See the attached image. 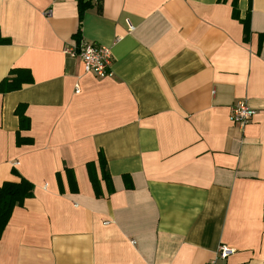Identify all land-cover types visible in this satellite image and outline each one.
<instances>
[{
    "label": "crops",
    "instance_id": "crops-1",
    "mask_svg": "<svg viewBox=\"0 0 264 264\" xmlns=\"http://www.w3.org/2000/svg\"><path fill=\"white\" fill-rule=\"evenodd\" d=\"M79 16L77 0H0V81L29 78L0 92V185L33 184L0 264H208L221 245L216 264H264V0H91ZM83 40L110 47L109 75L63 51Z\"/></svg>",
    "mask_w": 264,
    "mask_h": 264
},
{
    "label": "trees",
    "instance_id": "trees-1",
    "mask_svg": "<svg viewBox=\"0 0 264 264\" xmlns=\"http://www.w3.org/2000/svg\"><path fill=\"white\" fill-rule=\"evenodd\" d=\"M100 2V0H98ZM91 3V0H77L78 10H79V18L81 19L82 13L86 7H88ZM233 5V13L235 9V2H232ZM8 38H3L0 36V44L8 43ZM15 70H13L14 72ZM29 78H25L21 75L20 71L14 77L9 79L8 77L3 78L0 81V92H7L11 90H15L20 88L24 83H28ZM24 105H20L16 109V113L19 117L20 126L23 128L29 127V120L24 114ZM30 139L17 138V144L20 143H28ZM99 162L103 169V177L106 179V164L102 153H99ZM92 183L95 190V194L99 195L100 191L96 184L95 178L92 177ZM33 195V184L27 180L26 178L19 176L18 181L7 180L3 181L0 185V234L5 228L12 210L15 206H21L25 199L32 197Z\"/></svg>",
    "mask_w": 264,
    "mask_h": 264
},
{
    "label": "built area",
    "instance_id": "built-area-1",
    "mask_svg": "<svg viewBox=\"0 0 264 264\" xmlns=\"http://www.w3.org/2000/svg\"><path fill=\"white\" fill-rule=\"evenodd\" d=\"M63 51L70 56H77L85 73H91L97 77H105L110 74L112 53L109 46L83 40L78 44H67ZM76 92H78V88H76ZM254 114L253 108L245 101L240 100L230 106L229 120L239 128H243ZM232 252L230 247L221 245L217 249L215 258L210 260L208 264H216L217 259L225 258Z\"/></svg>",
    "mask_w": 264,
    "mask_h": 264
}]
</instances>
